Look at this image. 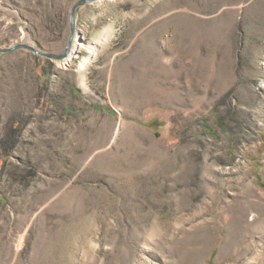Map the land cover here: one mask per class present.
<instances>
[{
	"label": "rangeland",
	"instance_id": "obj_1",
	"mask_svg": "<svg viewBox=\"0 0 264 264\" xmlns=\"http://www.w3.org/2000/svg\"><path fill=\"white\" fill-rule=\"evenodd\" d=\"M78 1L0 0V264H264V0Z\"/></svg>",
	"mask_w": 264,
	"mask_h": 264
},
{
	"label": "water",
	"instance_id": "obj_2",
	"mask_svg": "<svg viewBox=\"0 0 264 264\" xmlns=\"http://www.w3.org/2000/svg\"><path fill=\"white\" fill-rule=\"evenodd\" d=\"M91 1L92 0H80L74 5V7L71 11V36H70L69 43L67 45V48H66L64 54H62V55L58 54V56H57V55H52V54L41 53L42 55H46V57H49L52 59H57V60L65 59L68 56H70V53L72 51L74 37L76 34V29H75L76 28V16H75L76 12L83 4H86V3L91 2ZM19 48L27 49L33 53H39V51L36 50L31 45H17V46H14L12 48H8V49H0V53L11 52V51H14V50L19 49Z\"/></svg>",
	"mask_w": 264,
	"mask_h": 264
},
{
	"label": "bare ground",
	"instance_id": "obj_3",
	"mask_svg": "<svg viewBox=\"0 0 264 264\" xmlns=\"http://www.w3.org/2000/svg\"><path fill=\"white\" fill-rule=\"evenodd\" d=\"M76 41H77V40H76ZM76 41H75V42H76ZM76 43H77V42H76ZM74 49H75V48H74ZM70 55H71V54H70ZM69 57H70V56H69Z\"/></svg>",
	"mask_w": 264,
	"mask_h": 264
}]
</instances>
